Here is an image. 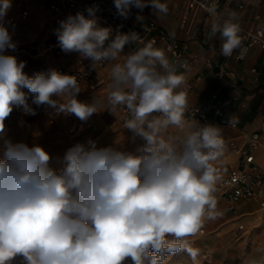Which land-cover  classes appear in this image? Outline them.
<instances>
[{
	"label": "clouds",
	"instance_id": "obj_1",
	"mask_svg": "<svg viewBox=\"0 0 264 264\" xmlns=\"http://www.w3.org/2000/svg\"><path fill=\"white\" fill-rule=\"evenodd\" d=\"M114 5L125 19L133 7L141 12L151 7L155 15L168 12L161 0H114ZM10 8L11 0H0V20ZM97 10L69 15L54 30L63 52H76L93 67L116 60L125 45L139 39L134 31L110 39L111 29L98 26ZM208 11L215 14V5ZM234 19L232 13L222 23L213 21L211 33H220L222 55L239 50L242 58L246 48ZM137 20L143 17L138 14ZM153 44L112 67L107 96L113 114L126 107L131 118L124 127L144 143L133 153L97 147L88 139L69 147L54 169L43 147L3 138L14 108L37 114L24 89L34 94L37 107L74 114L82 122L99 111L102 101H78L77 79L55 69L29 77L25 61L5 54L17 45L0 23V264L17 258L20 264H165L181 250L196 260L199 250L185 238L200 230L206 215L220 214L213 195L219 175L212 162L222 155L224 143L218 127L185 120L187 97L176 91L184 76ZM170 126L182 135H167Z\"/></svg>",
	"mask_w": 264,
	"mask_h": 264
},
{
	"label": "crops",
	"instance_id": "obj_2",
	"mask_svg": "<svg viewBox=\"0 0 264 264\" xmlns=\"http://www.w3.org/2000/svg\"><path fill=\"white\" fill-rule=\"evenodd\" d=\"M161 2L167 5V14L155 15L151 7L144 8L142 12L135 7L131 8L128 16L130 27L141 28L145 22L154 21L172 39L189 44L188 54L196 59V63L187 71L178 73L184 76V83L176 91H184L187 104L201 106L210 117L214 116V111L210 108L213 103L211 96L217 95L218 100L221 102L223 115L238 123L237 128L218 126L223 143L228 140H236L241 143L244 134L259 133L261 142L255 151V159L257 166L264 173V50L259 47L253 48L243 61L225 57L221 52L223 41L220 33L217 32L215 35L211 33L213 21L222 23V19L211 17L198 8L190 10L189 0H161ZM238 4L245 6L243 11L240 12L237 9ZM27 8L30 10L31 19L29 17L22 22L20 34L15 40L18 46L20 43L23 46H28L43 37L40 25L43 20H46L49 12L46 4L36 2L29 3ZM217 11L225 19H229L231 14L235 13L233 22L238 23L241 28L250 32L255 33L260 29L264 30V0H231L230 2L221 3L217 7ZM138 14L143 17L142 21L137 20ZM184 19L186 23H183ZM156 49L162 51L170 61L171 54L167 46L160 45ZM117 63H120L118 59L111 60L109 65L98 68V76L105 79V84L98 87L99 89L110 90L109 87L105 86L107 84L106 79L112 81L111 69ZM187 86H191V89L185 90ZM90 90L95 89L84 85L76 97L77 100L85 102V98L82 99V96ZM118 118L119 106L112 123H115ZM68 119L72 121L70 127H80L76 131L77 136L85 134L86 128L84 126L86 122H82L70 114ZM188 123L197 126L198 124L205 125L198 122ZM118 127L123 130V133L112 137H103V142H112L118 145L131 143L134 147H139L144 143L141 138L134 137L130 130ZM187 130L185 129V131ZM191 130H196V128L193 127ZM166 134L182 135L180 130L174 126H170ZM236 162L237 155L224 144L222 155L212 164L218 172L219 168L233 166ZM258 208V200L244 202L239 207V215L243 217L255 214L256 217L263 218L259 214ZM218 212L220 214L215 219H207L202 224L205 230L204 234L202 235L198 231L202 237L207 235L210 228L221 225L224 221L239 219L237 215L228 210L225 203L219 205ZM251 221L252 219L249 218L246 222L251 223ZM260 236L264 237V229H262ZM262 263L264 264V257Z\"/></svg>",
	"mask_w": 264,
	"mask_h": 264
},
{
	"label": "built area",
	"instance_id": "obj_3",
	"mask_svg": "<svg viewBox=\"0 0 264 264\" xmlns=\"http://www.w3.org/2000/svg\"><path fill=\"white\" fill-rule=\"evenodd\" d=\"M231 0H189V9H201L209 16L214 18H222L217 11V7L221 3L230 2ZM46 4L49 15L47 16L43 26V37L26 46L20 47L14 52L9 50L5 54L14 55L19 61H25L26 66L33 63H39L41 69L38 73H47L55 69L61 74L74 76L80 88L88 85L92 89H96L105 84V79L98 76V68L107 66L110 61H100L96 67L92 66V61L83 59L76 52L65 53L57 44V37L54 30L59 27V22L65 20L69 15H76L78 12L88 15L87 9L96 7V19L99 27L111 29L110 39H114L117 34H127L130 32L138 33L139 39L134 44L125 45L123 52L117 58L120 63L124 62V57L144 47L147 43L153 42V47L156 49L160 45H165L169 48L171 59L170 63L175 66L178 73L187 71L196 63V59L189 56V44L181 43L178 40L172 39L171 36L156 22L147 21L141 28L130 27L129 19H125L117 14L114 5V0H11V8L8 10L6 16L0 23L3 24L9 31L13 42L20 34L22 22L30 17V10L27 8L29 3ZM215 5V14L210 13L208 9ZM245 6L238 4L237 9L241 12ZM186 23V20H183ZM239 35L242 39V45L246 48V53L241 58L239 50H235L230 58L236 61H243L247 58L251 50L259 47L264 50V30L260 29L253 33L240 27ZM16 43V42H15ZM108 41H106L107 46ZM17 45V44H16ZM18 46V45H17ZM255 72V70H253ZM191 89L187 86L185 90ZM56 97V96H55ZM67 98L66 96H63ZM68 99V98H67ZM213 101L211 109L214 111V116H208L206 110L198 105H189L185 111V120L187 122H198L205 125H213L215 127L224 126L237 128L238 123L230 120L223 115L221 109V102L217 95H212ZM125 106H119V118L116 124L124 128L126 119H129ZM54 123V120H51ZM80 127H73L71 132L79 130ZM261 142V135L259 133L244 134L241 143L236 140H228L224 142L230 150L237 155V162L233 166H225L218 169L219 179L215 185V192L213 195L217 200V211L219 205L225 203L228 210L237 215L240 220L239 207L244 202L252 200L259 201L258 212L263 218L254 216L251 223L238 222L233 229L235 235H246L248 233V226L255 235H258L261 229H264V173L257 166L255 159V151ZM241 216V217H240ZM207 215L203 219V223L207 220ZM202 223V224H203ZM199 232L203 235L205 230L201 226ZM252 245L258 244L255 240L249 239Z\"/></svg>",
	"mask_w": 264,
	"mask_h": 264
},
{
	"label": "rangeland",
	"instance_id": "obj_4",
	"mask_svg": "<svg viewBox=\"0 0 264 264\" xmlns=\"http://www.w3.org/2000/svg\"><path fill=\"white\" fill-rule=\"evenodd\" d=\"M44 22L45 20L41 22V27ZM26 46L20 43L16 50ZM107 64L109 65L110 62ZM40 69L39 63H33L26 66L24 72L29 77H32ZM106 82V87H109L112 83L108 79H106ZM24 91L28 96L29 105L35 109L37 114L26 115L22 108H14L13 112L5 120L3 138L13 142H24L29 146L39 145L43 147L51 157L50 166L52 168L59 169L61 167L58 159L63 157L69 147L76 143H86L88 139L96 141L97 147H113L125 152H136L138 147H134L131 143H128L129 145L124 143L118 145L112 142H103V137L107 138L123 133L122 129L114 125L116 123H112L115 114L107 109L109 107L107 96L110 90L98 88L89 92L87 91L82 96V99L85 98L86 103H92L95 99H99L102 101V106L99 108L97 114L94 113L86 121V125L84 126L86 128L85 134L82 136L78 135L81 137L76 135L75 130L71 132L72 127L70 125L72 121L68 119L69 114L61 113L57 115L53 109L47 106L42 105L37 107L32 103L34 94L28 93L27 89H24ZM53 99L60 100L61 102H66L67 100L63 96H53ZM70 115L78 119L74 114ZM51 120H54V123H51ZM105 131H107L106 134H104ZM2 143L3 140L0 139V144ZM254 216H243L240 220L224 221L223 224L210 228L205 237H202L198 232L195 235L186 237L188 246L199 250L196 260L193 261L186 251L181 250L177 254L168 257L165 264H263L264 237L260 236L262 229L258 235H255L249 225L248 233L244 237H242L243 235H235L233 232L239 221L246 222ZM250 238L259 243V245H252L249 241ZM166 239L172 241L173 237L167 236ZM13 264H20V258H17ZM125 264H131L130 260L126 261Z\"/></svg>",
	"mask_w": 264,
	"mask_h": 264
}]
</instances>
